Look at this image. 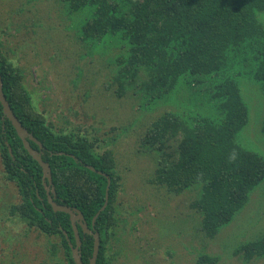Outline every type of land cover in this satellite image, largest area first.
Here are the masks:
<instances>
[{"label":"trees","instance_id":"16d2710c","mask_svg":"<svg viewBox=\"0 0 264 264\" xmlns=\"http://www.w3.org/2000/svg\"><path fill=\"white\" fill-rule=\"evenodd\" d=\"M59 1L75 14L77 26V45L71 47L67 42L63 49L56 50L59 60L61 54H72L67 63L79 70L81 62L87 64L89 60L95 65V55L108 57L102 62L106 70L117 67L113 82L121 88L127 83L132 87L141 83L140 88L151 100L169 95L185 103L184 113L166 112L155 120L143 143L149 151L164 153L168 159L177 156L170 168L157 169L155 181L170 193L198 186L200 199L194 208L201 216L205 233L217 235L264 182V155L249 148L243 138L250 110L242 84L252 82L264 95V21L258 17L264 12V0ZM1 41L0 37L3 92L15 115L44 147L42 157L51 166L58 203L80 210L91 227L106 201L107 177L85 165L111 178L109 204L95 225L101 239L96 264H109L110 212L119 186L112 151L101 155L93 148L95 142L84 134L55 132L33 105L20 72L1 53ZM113 47L117 52L111 58ZM195 96L202 102L201 107L193 99ZM2 113L0 103V161L5 179L16 180L20 193L19 201L11 205V213H19L27 238L36 235L34 230L58 235L63 262L75 264L63 233L66 231L75 244L69 216L53 212L43 183L42 215L31 202L30 198L41 206L36 187L33 185L30 192L23 181L30 175L32 184L40 185L43 173L8 120L3 129ZM174 141L175 151L167 153ZM30 144L38 148L33 141ZM233 153L236 158L230 162ZM79 233L82 261L89 264L94 239L80 227ZM244 245L235 255L244 251L247 259H264V236ZM204 256V261L216 263L217 259Z\"/></svg>","mask_w":264,"mask_h":264},{"label":"rangeland","instance_id":"374dc122","mask_svg":"<svg viewBox=\"0 0 264 264\" xmlns=\"http://www.w3.org/2000/svg\"><path fill=\"white\" fill-rule=\"evenodd\" d=\"M258 17L264 21V12ZM76 32L75 14L63 1L0 0L1 53L20 72L36 110L58 134L78 132L95 142L97 153L112 151L119 186L110 212L109 264H264L262 258L247 259L244 251L235 255L264 236V182L217 235H207L194 208L198 186L170 193L155 181L156 171L170 168L177 156L168 159L143 143L155 120L166 112L184 113L185 103L169 95L151 100L141 83L121 88L113 82L117 67L106 70L102 62L108 57L95 55V65L81 62L79 70L67 63L72 54L59 60L55 51L67 42L76 46ZM116 52L111 48V58ZM242 84L250 110L243 138L264 155V95L256 84ZM193 99L201 107L199 97ZM171 146L167 153L176 142ZM0 166V264H66L58 235L34 230L35 236H25L19 213H11L20 198L18 183L6 180L1 161Z\"/></svg>","mask_w":264,"mask_h":264},{"label":"water","instance_id":"95a60500","mask_svg":"<svg viewBox=\"0 0 264 264\" xmlns=\"http://www.w3.org/2000/svg\"><path fill=\"white\" fill-rule=\"evenodd\" d=\"M0 103L2 105L3 118H6L11 122V124L15 128L18 136L23 140L24 145H25L26 149L28 150V152L42 167L43 180L47 179L49 184L52 185L53 180H52V171H51L50 164L43 160V158H42L43 153L40 151V150H43L44 147L40 141H38L32 134H30L28 132V130L22 125V123L20 122V120L17 118L14 111L12 110L11 105L8 102L6 96L3 92V82H2L1 74H0ZM27 137L29 138V140L35 142L38 145L39 150H34L29 146V143L26 139ZM6 144H8V143H6ZM9 151H10V153H12V150L10 147H9ZM85 166L87 168L91 169L93 172L99 173L101 175H105L107 177V187H106V194H105L106 201H105L103 207L100 209V211L93 218V224H95V221L99 217L100 213L102 211H104L108 205L111 178L108 176V174L103 173L101 171H98L89 165H85ZM46 189H47V191H49L50 188L48 186H46ZM52 191L55 192L54 189H52ZM48 200H49V203L55 212L66 213V214L70 215V217H71L72 227H73L74 232H75L76 245L74 247V246H72V244H70V247H71L72 258H73L75 264H84L82 261V257H81V251L79 250V248L81 246V239H80L79 234H78V229H77L78 224L82 227V229L84 230L85 233L93 235V237H94V253H93V256L90 258V264H96V260L98 257V251H99V247H100L99 233L90 231L87 223L84 222L85 221L84 216L80 210H78L76 208H71L70 206H68L66 204H58L51 197H48ZM76 222H78V224ZM64 233H66V232H64Z\"/></svg>","mask_w":264,"mask_h":264},{"label":"flooded vegetation","instance_id":"af4514ba","mask_svg":"<svg viewBox=\"0 0 264 264\" xmlns=\"http://www.w3.org/2000/svg\"><path fill=\"white\" fill-rule=\"evenodd\" d=\"M18 118V117H17ZM2 120H3V129H5L6 127H5V122H6V120H8V119H6V118H3V113H2ZM9 121V120H8ZM10 122V121H9ZM21 122V121H20ZM11 123V122H10ZM12 125V124H11ZM23 125V124H22ZM13 126V125H12ZM24 126V125H23ZM26 128V127H25ZM15 129V128H14ZM27 129V128H26ZM28 130V129H27ZM28 132L30 133V134H32L29 130H28ZM18 135V134H17ZM33 135V134H32ZM34 136V135H33ZM21 139V138H20ZM27 139V141H28V143H29V146L32 148V149H34V150H39V147L37 148V149H35V148H33L32 146H31V144H30V141L31 140H29V138L27 137L26 138ZM22 140V139H21ZM6 143H8V142H6ZM22 143H23V145H24V142H23V140H22ZM8 147H10L9 145H8ZM24 147H25V145H24ZM11 148V147H10ZM25 149H26V147H25ZM11 150H12V148H11ZM27 150V149H26ZM28 151V150H27ZM42 153H43V150H40ZM10 152V151H9ZM29 153V152H28ZM11 155H13V153H10ZM30 154V153H29ZM31 155V154H30ZM43 156V155H42ZM32 157V156H31ZM33 158V157H32ZM43 158V157H42ZM34 159V158H33ZM13 160L15 161L16 160V158L13 156ZM35 160V159H34ZM36 161V160H35ZM39 164V163H38ZM40 165V164H39ZM41 167V166H40ZM51 167V166H50ZM20 170H22V171H24V172H26L27 174H29V172L28 171H26L25 170V168L24 167H20ZM52 171V170H51ZM41 172L43 173V171H42V167H41ZM29 177H30V179H32L33 178V176H30L29 175ZM30 179H28V178H25L24 179V181L23 182H25V184H27V186H28V190L30 191V192H32V189L34 188L33 187V185L36 187L35 188V193H36V195H37V198H38V200H39V203H40V205L41 206H37V204H36V202L32 199V198H30V200H31V202L33 203V205L35 206V208L41 213V215H42V183H43V186H44V188H45V191H46V194H47V200H48V197H51L56 203H58V201H57V195H56V192H53L52 191V189H54V191H55V187H54V185L52 184V185H50L49 184V182H48V180L47 179H44L43 180V175H42V177H41V183H40V185H36L35 183L34 184H32V180H30ZM46 186H48L50 189H49V191H47V189H46ZM48 203H49V200H48ZM50 204V203H49ZM58 204H61V203H58ZM67 205V204H66ZM52 207V206H51ZM72 208V207H71ZM77 209V208H76ZM52 210H53V208H52ZM53 212H55L54 210H53ZM55 213H59V212H55ZM60 213H62V212H60ZM68 215V214H67ZM69 216V220H70V223H71V227H72V222H71V217H70V215H68ZM84 216V215H83ZM95 217V216H94ZM85 220V219H84ZM97 221V220H96ZM96 221H95V224H93V219H92V222H91V227H89L88 226V228L90 229V231H92V232H98V230L95 228V225H96ZM85 223H87L86 221H84ZM77 224H78V222H76ZM88 225V224H87ZM79 227L82 229V227L78 224L77 225V229H78V234H79V237H80V233H79ZM72 229H73V227H72ZM83 230V229H82ZM73 231H74V229H73ZM66 232V231H65ZM83 232H84V230H83ZM64 233V232H63ZM85 233V232H84ZM86 234H88V233H86ZM64 235L67 237V239H68V241H69V246H70V244H72V246H74L75 247V245H76V238H75V244H73L70 240H69V237L67 236V232L66 233H64ZM74 235H75V232H74ZM88 235H90V234H88ZM91 236H93V235H91ZM99 237H100V234H99ZM81 239V238H80ZM93 239H94V237H93ZM100 243H101V239H100ZM71 248V247H70ZM80 248H81V246H80ZM80 248H79V250H80ZM99 251H100V247H99ZM99 251H98V255H99ZM93 253H94V248H93ZM92 256H93V254H92ZM81 257H82V255H81ZM84 263V262H83ZM90 264V263H89Z\"/></svg>","mask_w":264,"mask_h":264},{"label":"clouds","instance_id":"9594fccd","mask_svg":"<svg viewBox=\"0 0 264 264\" xmlns=\"http://www.w3.org/2000/svg\"><path fill=\"white\" fill-rule=\"evenodd\" d=\"M235 158H236V156H235V154L233 153V154L230 156V158H229L230 162L234 161ZM108 204H109V200H108Z\"/></svg>","mask_w":264,"mask_h":264}]
</instances>
